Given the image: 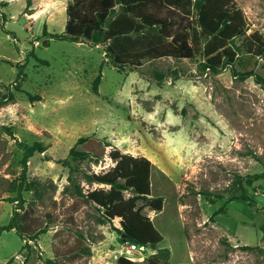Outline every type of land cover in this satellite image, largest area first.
Segmentation results:
<instances>
[{
	"label": "rangeland",
	"instance_id": "obj_1",
	"mask_svg": "<svg viewBox=\"0 0 264 264\" xmlns=\"http://www.w3.org/2000/svg\"><path fill=\"white\" fill-rule=\"evenodd\" d=\"M70 1L0 0V92L15 93L0 107V225L11 220L19 190L22 211L40 225L49 220L35 241L16 229L0 232V264H118L121 256L147 264L153 255L164 264H264V179L244 184L250 200L236 183L264 172V89L231 67L203 73L200 55L147 59L132 69L112 64L103 45L46 36L65 32ZM236 2L248 33H264V0ZM246 69L264 76V60L236 65ZM87 136L103 141V156L71 159V147ZM18 141L45 148L28 161L32 190L20 187ZM115 148L148 157L176 185L179 212L139 201L164 234L156 248L126 241L84 197L104 186L86 174L114 167ZM81 246L92 254H70Z\"/></svg>",
	"mask_w": 264,
	"mask_h": 264
},
{
	"label": "trees",
	"instance_id": "obj_2",
	"mask_svg": "<svg viewBox=\"0 0 264 264\" xmlns=\"http://www.w3.org/2000/svg\"><path fill=\"white\" fill-rule=\"evenodd\" d=\"M67 15L65 32L46 36L103 45L106 56L115 66L135 69L147 59H194L200 55L203 59L199 66L203 73L217 75L231 67L242 80L254 77L264 89V76L254 69L236 70L237 64L246 66L250 58L264 60V33L258 30L248 33V19L236 0H71ZM156 75L158 80L165 78L161 72ZM100 76L94 81L95 89ZM17 90L20 87L17 86ZM14 99L13 91L0 92V107ZM80 145L84 148H79ZM18 146L24 151L20 187L32 190V184L27 180L28 161L36 152L45 151V148L41 142L28 145L18 141ZM104 151L103 141L87 136L78 139L71 147L69 156L73 160L99 159ZM110 156L116 162L114 167L106 172L86 174L89 180L104 186L90 190L86 195L78 187V193L84 195L99 212L100 222L111 223L115 230L126 235V241L156 248L163 241L164 234L142 212L139 201L146 202L159 212L164 209L166 212L172 206L179 212L176 185L163 171L156 172L157 167L146 156L134 155L118 148L112 150ZM61 162L70 165L68 159ZM260 179H264V172L238 175L236 183L242 188L240 197L250 200L244 184L250 186ZM127 191L132 193L128 197L125 195ZM24 200L19 190L15 199L18 205L9 223L0 225V232L16 229L22 238L35 241L48 231L49 220L45 225L38 224L30 211H22L25 208ZM116 220L119 225H116ZM80 235L83 237V234ZM29 245L27 243L26 247ZM77 253L92 254L86 246L70 254ZM46 262L56 264L54 259ZM117 262L138 264L126 256L119 257ZM147 264L164 263L158 255H153Z\"/></svg>",
	"mask_w": 264,
	"mask_h": 264
},
{
	"label": "built area",
	"instance_id": "obj_3",
	"mask_svg": "<svg viewBox=\"0 0 264 264\" xmlns=\"http://www.w3.org/2000/svg\"><path fill=\"white\" fill-rule=\"evenodd\" d=\"M135 243V242H134ZM135 244H137V243H135ZM137 245H139V244H137ZM133 248H137V246L136 245H134V244H132L131 245ZM140 246V245H139ZM141 247H145V246H141Z\"/></svg>",
	"mask_w": 264,
	"mask_h": 264
},
{
	"label": "water",
	"instance_id": "obj_4",
	"mask_svg": "<svg viewBox=\"0 0 264 264\" xmlns=\"http://www.w3.org/2000/svg\"><path fill=\"white\" fill-rule=\"evenodd\" d=\"M124 236H126V235L124 234Z\"/></svg>",
	"mask_w": 264,
	"mask_h": 264
}]
</instances>
